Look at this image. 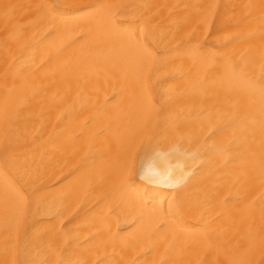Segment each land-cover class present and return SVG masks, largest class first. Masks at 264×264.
<instances>
[{
    "label": "bare ground",
    "instance_id": "1",
    "mask_svg": "<svg viewBox=\"0 0 264 264\" xmlns=\"http://www.w3.org/2000/svg\"><path fill=\"white\" fill-rule=\"evenodd\" d=\"M0 264H264V0H0Z\"/></svg>",
    "mask_w": 264,
    "mask_h": 264
}]
</instances>
